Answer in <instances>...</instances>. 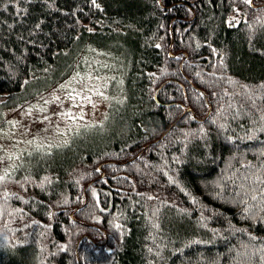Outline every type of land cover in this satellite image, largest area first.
I'll return each mask as SVG.
<instances>
[{"label":"trees","instance_id":"trees-1","mask_svg":"<svg viewBox=\"0 0 264 264\" xmlns=\"http://www.w3.org/2000/svg\"><path fill=\"white\" fill-rule=\"evenodd\" d=\"M249 1L0 0V264H264ZM79 71L100 115L10 134Z\"/></svg>","mask_w":264,"mask_h":264},{"label":"rangeland","instance_id":"rangeland-1","mask_svg":"<svg viewBox=\"0 0 264 264\" xmlns=\"http://www.w3.org/2000/svg\"><path fill=\"white\" fill-rule=\"evenodd\" d=\"M83 76L84 73L81 71L73 74L74 82L80 81L79 83H81L77 86L73 85L74 82L71 85L69 81L72 78L67 77L65 80H68V82L62 84L63 90L61 92L49 90L47 94L42 95L38 99L37 107L34 109L35 112H32L29 117L20 114L17 116L16 114L15 119L21 120L20 126L19 128L14 127L10 134L16 136L18 140H22L23 143H29V138L33 136L40 138L47 136L54 139L57 137L55 130H62L68 123H71L69 120L73 116L77 123L81 124L87 123L91 117L96 118L100 115L103 112L101 104L98 101H93L91 95L82 96L85 91ZM63 98L67 100L64 101ZM37 108H40V111ZM4 135H0V145H5L7 150L10 151L12 147L5 144L6 142L9 144V142ZM1 166L0 163V168Z\"/></svg>","mask_w":264,"mask_h":264},{"label":"water","instance_id":"water-1","mask_svg":"<svg viewBox=\"0 0 264 264\" xmlns=\"http://www.w3.org/2000/svg\"><path fill=\"white\" fill-rule=\"evenodd\" d=\"M249 3L252 4V0H250ZM171 57H172V56H171ZM189 112H190V109L187 108V109L183 112V114L180 116V118H179L177 121H179V120H180V119H181L186 113H189ZM177 121H176V122H177ZM176 122H175V123H176Z\"/></svg>","mask_w":264,"mask_h":264},{"label":"bare ground","instance_id":"bare-ground-1","mask_svg":"<svg viewBox=\"0 0 264 264\" xmlns=\"http://www.w3.org/2000/svg\"><path fill=\"white\" fill-rule=\"evenodd\" d=\"M180 86V85H179ZM184 88V87H183Z\"/></svg>","mask_w":264,"mask_h":264},{"label":"snow or ice","instance_id":"snow-or-ice-1","mask_svg":"<svg viewBox=\"0 0 264 264\" xmlns=\"http://www.w3.org/2000/svg\"><path fill=\"white\" fill-rule=\"evenodd\" d=\"M0 179H2V178H0Z\"/></svg>","mask_w":264,"mask_h":264}]
</instances>
